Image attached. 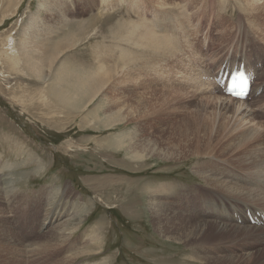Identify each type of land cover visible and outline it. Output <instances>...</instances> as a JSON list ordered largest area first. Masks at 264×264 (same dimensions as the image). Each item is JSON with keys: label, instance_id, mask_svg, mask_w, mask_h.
Masks as SVG:
<instances>
[{"label": "rangeland", "instance_id": "rangeland-1", "mask_svg": "<svg viewBox=\"0 0 264 264\" xmlns=\"http://www.w3.org/2000/svg\"><path fill=\"white\" fill-rule=\"evenodd\" d=\"M181 1L0 0V264H62L95 231L102 252L76 264H237L223 258L231 255L228 246L258 251L242 264H264V243L246 240L242 230L222 232L210 224L204 231L208 241L184 243L197 233L198 221H208L202 207L215 202L194 174L207 161L197 154L233 164L217 141L223 119L204 106L210 102L195 101L183 87L145 70L157 64L143 48V18ZM185 1L188 8L179 6L191 12L198 46L203 35L212 40L224 27L234 36L242 24L239 41L247 44L239 52L249 62L250 49L252 61L264 59V15L252 19L250 27L260 29L252 32L239 0ZM137 25L141 32L132 30ZM25 36L29 43L20 46ZM8 37L18 48L14 60L6 51ZM224 38L214 43L221 46ZM23 47L31 55H22ZM255 64L260 83L264 74ZM71 69L87 74L90 85L71 89L64 80ZM78 203L88 215L70 241L84 242L75 250L48 244L53 230L42 229L47 208ZM228 239L238 242L220 245ZM199 257H207L205 263Z\"/></svg>", "mask_w": 264, "mask_h": 264}, {"label": "bare ground", "instance_id": "bare-ground-1", "mask_svg": "<svg viewBox=\"0 0 264 264\" xmlns=\"http://www.w3.org/2000/svg\"><path fill=\"white\" fill-rule=\"evenodd\" d=\"M195 1L197 2V0ZM239 1L243 2L242 5H239V11L241 10V14L242 12L244 13L242 16H246L247 18L245 22L248 26L246 28L252 32L254 29L258 32L260 29H252L250 26L253 18L264 15V0ZM186 2L189 3L184 0L181 1V4H178L179 2H177L173 5H161L158 7L157 13H152L153 17L151 16V18H146L145 16L143 18V23H141L143 24V27L141 26L143 29V33H141L143 34V48L146 49L145 54L148 55L149 60H152V63L157 64L156 67L145 70L147 75L150 72L151 77L155 79H163V82L165 83H175L180 87H183L182 92L186 95H191L192 99L195 101L202 98L210 102V104H205L204 106L208 110L215 109L223 119L222 124L218 128L217 135H219L220 138L217 141L220 145L221 151L230 157L231 162L229 163L233 164V166H227L224 163V160L219 158L215 159V156H209L202 153L193 154V156L196 154L206 155L203 158L207 159V161L205 163H200L197 166V169L194 170V174L205 183L207 189L209 190V193L205 191L208 193L207 196L210 195L211 200H214L215 202L206 201L211 204L206 203L207 205H202L204 208L201 206L203 211L207 214L205 218H208V221H198L197 233L194 236L187 235L184 243L188 244L189 241L197 240V238L200 237H202L203 241H208L204 231L206 226L210 224L216 226V228L222 232L228 231L232 228L235 229V231L242 230L246 240L249 239L247 237H250L257 242L264 243V224L253 227L245 225L249 223L248 213L253 215L255 218H257L258 214L264 213V124L261 122V120L264 119V101L262 102L264 97V94H262L264 89V76L262 77L260 83L257 81V83L254 84L250 97L245 101L225 96L221 93V90L216 86V84L206 79V77L209 78L217 76L218 72L221 70L223 62H225L226 65L231 62L232 67L234 68L237 61H240L238 62L239 65L241 63H245V65L248 63L247 72H253L256 74V77H258L257 72L252 67L256 69L255 63H258L257 66H262V69L258 70L261 71V75H263L264 69L261 62L264 61V59H255L258 61L253 63L252 59L254 58V52L250 49L249 62L248 56L246 57L243 52H239V48H243V46L247 44V42L245 44L244 42L241 43L239 41V35L241 36L240 30L243 28L242 24L238 25V30L235 32L234 36H232L233 31H226L224 27L221 28L222 30L219 29L221 32H218V37L212 35V40L210 39V36L208 38L206 35H203L202 39L204 40H202L201 45L198 46L196 43L197 33L195 32V28L192 26L189 19L190 17H188L191 12L188 13L183 9V7H187L188 5ZM179 5H182L183 7ZM159 11H162L163 13ZM156 14L157 16H154ZM218 17L219 16H217V18ZM133 27L130 26V28ZM137 27L132 30L134 32L140 30L141 32V27L140 29ZM226 35L228 36L226 37ZM230 37L231 39H229ZM221 38L224 39H222L221 43H219L221 46H218L217 42H219ZM216 39L219 40L216 42ZM214 41L217 44H215ZM27 43H29V36L21 38L20 46H24ZM6 44V46L11 44V48L9 50L6 49V51L11 50L13 60L16 59L19 52H17L18 48L14 45L15 39L13 37H8ZM17 45L19 46V43H17ZM66 45H68V48L71 47L70 39L67 41ZM66 49L67 47H64L61 51H59L58 55L62 54ZM20 50L22 55H31L29 53L30 51L26 49V47H23ZM8 55L9 54L7 53V56ZM231 56L234 58H231ZM86 76L87 74L81 75L77 72V70L71 69L68 76H66L64 80L67 82V85L71 87V89L78 91L90 85L89 81L85 78ZM81 83H83V88L81 87ZM97 92H99V90ZM97 94L98 93L93 96V98L89 101V104L94 100ZM251 97L252 99L250 100ZM260 114H262V117H259ZM232 143L235 144L236 148L232 147ZM180 155L183 156V154ZM179 156L178 158H180ZM1 180L0 173V186ZM68 186L66 189H69ZM165 196L167 197V194H165ZM210 198L208 197L209 200ZM76 200L77 198L73 199V201ZM73 206H70L67 209L59 207H57L58 209H49L51 207L50 206L47 208L48 210L46 209L47 211L42 223V229L46 230V232L53 230L49 234V238L46 239L48 244L61 246L66 244L67 247H64L65 249L70 246L69 248L75 250L74 246L76 244L84 242H80L81 240L79 241L77 239L78 241L76 240L77 242L72 244L70 241L71 237L86 221V215H88L83 214L85 204L83 205L78 203L74 207ZM178 211L180 212L181 210L179 209ZM182 213L187 212L183 210ZM187 214L189 215L190 213ZM179 215L182 216L181 213ZM96 233L97 231L93 233V237H91L89 242L85 243L86 246L84 247L86 248L89 245L95 246V250L83 251L84 248L79 251L76 250L72 255L69 254L68 257H63L62 264H76V260L81 259L82 257H90L92 254H100L102 249H100V245L98 244L97 236H95ZM84 236L85 233L82 238ZM198 242L200 243V241ZM237 242L238 240L228 239L222 243L223 245H220L226 247L231 244L235 245ZM224 244L227 245L225 246ZM207 245L212 247L214 244L208 243ZM220 245L219 248H221ZM233 248L232 246L226 247L225 249L227 252H230L231 255L227 254L226 256H223V258L237 264L250 261L253 254H257L258 252H242V247L238 250H233ZM251 249L254 250L252 247ZM198 259H200L201 263H205L207 257H199ZM224 259H221V261H225ZM21 260L22 259H20V261ZM217 261L220 260L211 259L209 262Z\"/></svg>", "mask_w": 264, "mask_h": 264}]
</instances>
